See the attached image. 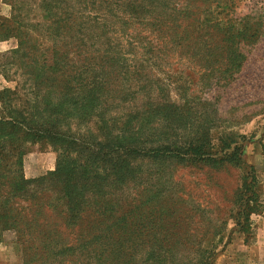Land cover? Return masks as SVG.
<instances>
[{
    "label": "rangeland",
    "instance_id": "1",
    "mask_svg": "<svg viewBox=\"0 0 264 264\" xmlns=\"http://www.w3.org/2000/svg\"><path fill=\"white\" fill-rule=\"evenodd\" d=\"M103 64L119 72L94 101L81 82L102 80ZM88 101L103 118L35 114ZM15 119L24 134L1 153L0 264H22L30 240L10 228L14 215L36 205L64 230L54 209L94 215L95 184L115 182L113 158L124 170L129 145L110 140L127 120L148 128L129 148L145 203L137 258L152 264L158 224L185 237L178 264H264V0H0V121ZM16 172L19 193L8 188Z\"/></svg>",
    "mask_w": 264,
    "mask_h": 264
},
{
    "label": "trees",
    "instance_id": "2",
    "mask_svg": "<svg viewBox=\"0 0 264 264\" xmlns=\"http://www.w3.org/2000/svg\"><path fill=\"white\" fill-rule=\"evenodd\" d=\"M13 10L14 12L19 10L17 4L16 6L13 5ZM83 18L86 19L85 16ZM21 44L18 51L14 53L19 52ZM99 69L103 70L100 73L102 80L94 79L91 83H88V80L87 83L83 80L81 82L84 88L90 89L89 94H91L94 101L99 94L98 90L101 88L109 89L111 87L109 79L117 71L119 72L118 68L115 69L113 65L108 66L107 64L101 65ZM88 84L91 86H88ZM64 96L67 95L64 94ZM62 106L59 103L56 108L52 107L49 111H42V109L36 107L35 114L40 115L41 119L39 120L42 121V124L49 122L53 125H57L58 122L65 119L64 113H68L67 115L75 114L84 122L94 117L103 118L104 115V109L91 105L89 101L81 109H66ZM130 117L128 116V119ZM11 121L13 123L0 121V168L4 158L1 153L6 152L5 144L16 143L17 137L14 134H18V132L24 134L23 124L17 122L16 119ZM146 124L127 120L123 124L124 127L120 133L110 140L111 150H113L112 146L122 148L129 145L126 157L119 161V164L123 162L122 167L125 173H122L124 170L117 169V160L119 159L113 158L115 165L109 172L113 174V179L116 180L106 187H102L103 181L101 180H98L95 184L96 190L94 193L97 198L90 204L92 206L90 209L94 210V215L91 211L89 215L87 213L89 207L81 206V203L78 208L76 206L72 207L68 212H60L59 208L54 209L60 215V218L61 213L65 214V222L68 224L65 226L66 230L62 228V218L58 220L57 217L48 216L36 205L35 209L31 210L30 207L22 217L14 215L10 228L17 230L18 233L23 232V237L30 239L25 243L26 248L24 245V249H22V264H145L142 262V258H137L139 255H144L141 248L144 242L143 234L145 233L144 224L142 223L145 203L142 199V193L140 190L138 191L141 186L139 171H133L130 162L132 157L138 156L139 152H137V149L132 150L129 148H131V144L139 143L142 139V135L148 130L145 127ZM30 134L36 139L50 138L54 145L58 144L59 146L61 144L59 143L61 139L50 137L48 130L44 133L34 130L30 131ZM86 151L91 150L87 149ZM61 156H65V153H62ZM99 156L101 155L97 154L95 157L94 165L101 167ZM252 168L254 169V167ZM58 171H62L61 164ZM253 179L256 180V177H253ZM0 182V191H3L6 187L4 173H0ZM25 183L26 180L23 176L16 172L14 181H10L8 188H11L14 193H19ZM257 199L256 197L253 202L258 201ZM167 213L170 214V211H167ZM70 214L73 215L72 218H70ZM157 225L152 226L154 236L150 241L151 248L146 254L148 255L146 262L152 264H178L179 246L185 244V237L178 236L176 238L172 236L169 239L166 234L157 230ZM160 229L168 233L167 231L171 230L172 227L160 222ZM29 242L33 245L28 246Z\"/></svg>",
    "mask_w": 264,
    "mask_h": 264
}]
</instances>
